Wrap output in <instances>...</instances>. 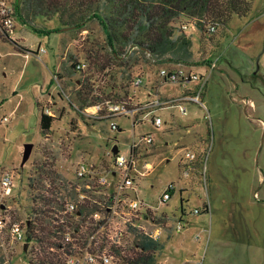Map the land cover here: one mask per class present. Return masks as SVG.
<instances>
[{
  "label": "rangeland",
  "instance_id": "1",
  "mask_svg": "<svg viewBox=\"0 0 264 264\" xmlns=\"http://www.w3.org/2000/svg\"><path fill=\"white\" fill-rule=\"evenodd\" d=\"M3 1L14 20L8 36L0 29V175L13 173V192L5 200L11 219L29 215L31 194L47 188L49 168L69 185L78 159L108 165L113 143L123 152L126 141L149 131L153 142L141 151L153 169L140 177V195L165 216L158 264H264V0H250L246 15L232 14L225 24L204 17L199 26L185 15L172 21L191 38V63L206 79L204 106L185 101L186 114L177 106H157L165 120L158 128L141 104L148 91L173 95L182 89L158 74L172 60L140 56L124 71L107 49L99 16L86 7L94 0H46L58 11L37 15L38 32L21 20L15 6L20 0ZM72 12L85 20L64 25ZM213 21L216 31L209 33L206 23ZM77 62L85 66L76 68ZM136 74L144 79L138 86L132 83ZM85 89L89 99L138 107L133 117L87 116L80 111ZM46 108L54 119L42 133L39 118ZM111 120L124 130H111ZM28 141L33 147L21 164ZM186 148L196 157L184 175ZM170 181L174 190L161 202ZM179 218L187 223L175 231Z\"/></svg>",
  "mask_w": 264,
  "mask_h": 264
},
{
  "label": "built area",
  "instance_id": "2",
  "mask_svg": "<svg viewBox=\"0 0 264 264\" xmlns=\"http://www.w3.org/2000/svg\"><path fill=\"white\" fill-rule=\"evenodd\" d=\"M12 12L13 8L0 0V29L4 34L14 25ZM180 26L187 28L186 23ZM206 31L215 32L216 24L206 23ZM133 47L129 45L126 51ZM39 50L44 51L45 48L39 47ZM84 66V62L75 63L76 68ZM158 74L164 82L177 84L182 89L173 95L147 92L148 98L141 106L147 107L154 127L158 128L165 122L155 112L157 106H177L183 114L188 112L185 101L204 106L202 92L206 79L194 63L169 62L160 66ZM143 82L140 74L132 78L134 86ZM196 82L198 85L194 86L192 83ZM136 107L112 98H102L82 106L80 111L93 117L114 118L120 114L133 117ZM43 112L53 116L47 108ZM119 125L115 120L109 122L111 130L123 131L124 127ZM153 139L149 131L145 132L138 141H126L123 152L118 145L113 152L112 146L117 144L113 143L109 149L113 159L107 162L108 165L81 157L74 166L75 180L65 184L68 188H49L54 184L50 180L45 183L47 188H34L30 213L21 220L11 219L9 205L5 203L13 192V173L2 172L0 264H133L132 258L146 252L142 245L143 237L162 241L164 223L157 218L160 213L140 195V177L153 169L152 162L142 154L141 145L151 144ZM184 156L186 165L182 172L187 175L196 155L186 148ZM173 190L174 183L170 181L159 194L160 201L168 200ZM41 196L48 202L44 203ZM181 209L184 211L182 206ZM193 210L199 212L198 208ZM175 221V231H180L187 223L182 222V218ZM156 251L152 264H158Z\"/></svg>",
  "mask_w": 264,
  "mask_h": 264
},
{
  "label": "trees",
  "instance_id": "3",
  "mask_svg": "<svg viewBox=\"0 0 264 264\" xmlns=\"http://www.w3.org/2000/svg\"><path fill=\"white\" fill-rule=\"evenodd\" d=\"M15 6L21 20L37 32L38 27L35 23L37 15H47L48 12L58 11V8L47 4L46 0H20ZM86 7L90 10V15L99 16L106 29L107 49L118 61L117 65L123 66L126 71L140 56L143 59L152 57L155 60L192 62L191 38L179 26H174L172 21L185 15L195 18L199 26L204 24V17H211L225 24L232 14L246 15L251 8V2L250 0H94L87 2ZM83 20L85 15L74 16L72 12L63 24L78 25ZM5 34L8 36L7 32ZM129 45L135 47L127 52ZM83 92L84 96L80 98L82 106L96 100L97 95L89 99L90 89H85ZM53 119L54 116L41 111L39 128L42 133L48 132ZM51 171L52 169L49 168L46 172L48 179L52 183H60L59 186L53 184L49 188H67L64 183H61L62 175ZM41 197L45 200L44 203L48 202L47 198ZM50 200L51 197H49ZM157 218L164 220L165 216L162 214ZM142 245L146 252L132 258L133 264H152L155 261V250H160L164 242L143 237Z\"/></svg>",
  "mask_w": 264,
  "mask_h": 264
},
{
  "label": "water",
  "instance_id": "4",
  "mask_svg": "<svg viewBox=\"0 0 264 264\" xmlns=\"http://www.w3.org/2000/svg\"><path fill=\"white\" fill-rule=\"evenodd\" d=\"M66 27H69V26H65V28ZM32 147H33V142L32 141H28V142H25L23 144V152H22L21 164H23L28 159ZM112 150H113V152H116V150H117V144H113ZM26 246H27V243L24 244V248H26ZM26 264H28V263H26Z\"/></svg>",
  "mask_w": 264,
  "mask_h": 264
}]
</instances>
